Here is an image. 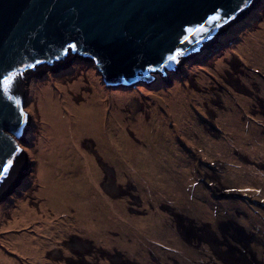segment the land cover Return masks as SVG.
<instances>
[{
	"label": "rangeland",
	"instance_id": "rangeland-1",
	"mask_svg": "<svg viewBox=\"0 0 264 264\" xmlns=\"http://www.w3.org/2000/svg\"><path fill=\"white\" fill-rule=\"evenodd\" d=\"M65 60L17 79L27 163L0 198V264H63L65 235L125 260L89 264H264V0L139 87L106 84L74 53ZM162 207L210 224L220 257L182 244Z\"/></svg>",
	"mask_w": 264,
	"mask_h": 264
},
{
	"label": "water",
	"instance_id": "water-1",
	"mask_svg": "<svg viewBox=\"0 0 264 264\" xmlns=\"http://www.w3.org/2000/svg\"><path fill=\"white\" fill-rule=\"evenodd\" d=\"M261 1L0 0V77L15 70L23 71L22 77L46 71L74 53L93 61L106 84L139 87L175 72L184 60L202 53ZM225 9L230 15H225ZM217 11L222 19L208 25V32L183 31L204 23ZM184 35L189 42L181 44ZM72 44L77 47L72 49ZM177 49L184 53L180 63L167 60ZM36 61H41L36 68H25ZM152 67L157 71H147ZM21 108L27 122L19 118ZM28 124L25 94L14 81L10 92L0 90V161H6L15 146L18 151L12 156L19 163L7 176H0V198L27 163L17 140L25 136Z\"/></svg>",
	"mask_w": 264,
	"mask_h": 264
},
{
	"label": "flooded vegetation",
	"instance_id": "flooded-vegetation-1",
	"mask_svg": "<svg viewBox=\"0 0 264 264\" xmlns=\"http://www.w3.org/2000/svg\"><path fill=\"white\" fill-rule=\"evenodd\" d=\"M238 91L240 92V90H238ZM242 92H244V91H242ZM245 98H247V97H245ZM263 98H262V100H263ZM260 105L262 106L261 109H264L263 101L260 102ZM254 112L258 113L259 110L258 111L254 110ZM263 167L264 166H261V168H263ZM114 186H116V185L114 184ZM130 188H132V187L130 186L129 189ZM114 189L117 190L118 188L114 187ZM114 189L112 188L110 190L112 191ZM122 191H123V194H127L128 193V191H125L123 189H122ZM105 193H107V192L105 191ZM162 209L169 210L168 214H169V218L171 220V224L173 225V230L177 234V236H178L179 240L182 242V244H185V245L191 244L192 245V243L195 244V243L198 242L196 247H201L204 244L205 246L208 247V248L205 247V250L210 249L215 256L219 255V257H220V255L222 253V250L220 249V246L221 245H225V242L224 241H220L218 239H214L213 242L216 243V246H214V245H211V243L208 242L207 239H205V237L203 236V234H211V233L213 234V231L210 230V228H211L210 224L197 223L195 221L197 219H195V220L192 219V216L185 217L183 214L177 212L174 209H169V208H166V207H162ZM67 237L69 238V240H63L62 241L67 253H65L64 251H62L60 249L55 250L57 253H59V256H60L59 259L62 262H69L70 260L71 261L80 260L81 258H80L79 254L76 253V254L72 255V253H71L73 251V249H74L73 248L74 245L71 246L70 243L72 241V238L73 237L77 238V236L76 235H72V236L65 235V239ZM85 241H87V240H85ZM89 244L91 245V250H90L89 254H84L82 256V259H84L85 261H87V256L92 257V255H96V254H100L103 258H106V257L109 258V261H110L109 263H112L113 260H114V256H117V255H119L121 261L123 260V258H122L123 255L121 256L120 253H117L116 249L105 250L104 248H99L100 250L98 249L96 251L95 250V246H93V244L91 242H89ZM215 250H217V251H215ZM123 261H125V260H123ZM222 262H223V260H222ZM87 264H89V263L87 262ZM213 264H217V262L214 261Z\"/></svg>",
	"mask_w": 264,
	"mask_h": 264
},
{
	"label": "snow or ice",
	"instance_id": "snow-or-ice-1",
	"mask_svg": "<svg viewBox=\"0 0 264 264\" xmlns=\"http://www.w3.org/2000/svg\"><path fill=\"white\" fill-rule=\"evenodd\" d=\"M238 7V6H237ZM225 15H230L228 13L227 9L224 10ZM222 19L221 13L217 11L214 15L208 16L206 18V21L204 23L197 24L195 27H187L184 28L183 31L188 34H202L209 31L208 25H212L215 22H219ZM189 42V36L184 35L180 40L179 43L184 44ZM72 49H75L77 45L72 44L70 45ZM183 51L177 49L174 54H169L167 56V60L173 61L176 63H180L179 57L183 56ZM41 63V61H36V63H33L32 65H25V68H36L37 64ZM147 71L155 72L157 69L155 67L147 69ZM24 76V72L21 70H15L10 71L6 73L3 77H0V90H2L5 93L10 92V90L13 87L14 81L16 82V87L19 88L21 84H23V80L17 81V77ZM17 105H19V101H16ZM19 118L27 122L28 117L27 114L23 111V109H20ZM10 139V138H9ZM18 149L13 146L11 150L8 152V159L6 161H0V176H7L10 172V170H14V165L19 163V160L16 158H13L12 153L17 152Z\"/></svg>",
	"mask_w": 264,
	"mask_h": 264
},
{
	"label": "bare ground",
	"instance_id": "bare-ground-1",
	"mask_svg": "<svg viewBox=\"0 0 264 264\" xmlns=\"http://www.w3.org/2000/svg\"><path fill=\"white\" fill-rule=\"evenodd\" d=\"M217 54H219V53H217ZM196 56H198V55H196ZM193 57H195V56H192V57H190V58H192L193 59ZM64 61H67V60H64ZM64 61H62V62H64ZM62 62H60L59 64H61ZM235 79H233L232 77H231V79H229V81L230 82H234L235 84H237V82L236 81H234ZM229 112H231V111H229ZM228 113V112H227ZM112 174V173H111ZM114 181V180H113ZM113 187H116V186H114V182H113ZM115 190V189H114ZM116 191V190H115ZM117 193H120V191H117ZM204 236H205V238L207 239V241L208 242H210L211 243V245H214V246H216V243L215 242H213L206 234H204ZM72 241H73V243H79V245H75L74 244V249H73V251L71 252L72 253V255H74V254H79L80 255V260H77V261H69V262H62L63 264H87V261H85L84 259H82V256L84 255V254H89V252H90V250H91V246H89V244H88V241H85V240H82V239H79V238H75V237H73L72 238ZM82 245V246H81ZM61 255V254H60ZM118 257H119V255H117ZM116 256H114V258H115ZM60 258V257H59ZM225 258L228 260V257L227 256H225ZM114 260H120V259H114ZM120 262H121V260H120ZM235 264H246V263H244V262H242V261H237V262H235ZM257 264H259V263H257Z\"/></svg>",
	"mask_w": 264,
	"mask_h": 264
},
{
	"label": "clouds",
	"instance_id": "clouds-1",
	"mask_svg": "<svg viewBox=\"0 0 264 264\" xmlns=\"http://www.w3.org/2000/svg\"><path fill=\"white\" fill-rule=\"evenodd\" d=\"M68 58V57H67ZM244 256V255H243Z\"/></svg>",
	"mask_w": 264,
	"mask_h": 264
}]
</instances>
